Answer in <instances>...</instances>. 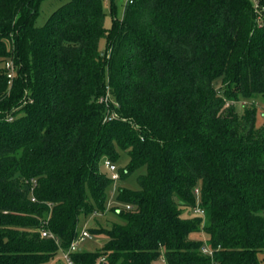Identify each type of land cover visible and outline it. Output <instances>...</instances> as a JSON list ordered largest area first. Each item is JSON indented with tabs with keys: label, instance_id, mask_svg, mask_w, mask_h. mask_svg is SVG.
<instances>
[{
	"label": "trees",
	"instance_id": "16d2710c",
	"mask_svg": "<svg viewBox=\"0 0 264 264\" xmlns=\"http://www.w3.org/2000/svg\"><path fill=\"white\" fill-rule=\"evenodd\" d=\"M42 1L0 0V264L68 249L123 155L75 264H263L264 0Z\"/></svg>",
	"mask_w": 264,
	"mask_h": 264
},
{
	"label": "rangeland",
	"instance_id": "374dc122",
	"mask_svg": "<svg viewBox=\"0 0 264 264\" xmlns=\"http://www.w3.org/2000/svg\"><path fill=\"white\" fill-rule=\"evenodd\" d=\"M70 0H43L41 2L40 8H39V14L36 18V26L42 27L45 25L51 14L56 11L59 7L62 5L68 3ZM119 4V11L118 16L122 17L124 12V2L125 0H117ZM256 2V0H253ZM108 0H106V12H107V18H106V26L110 27L112 23V16L110 15L109 11V5ZM105 47V41L102 40L100 43V48L104 49ZM244 103L240 102L236 104V110L239 114L243 113L244 110ZM257 107V127L264 126V99L259 98L256 104ZM128 163V158H126L123 155V158L121 162H119L116 166L117 168H123ZM102 170H104L107 174L111 176L109 171L105 168L104 164L102 165ZM142 173V170H139L135 172L133 175H131L127 181L120 183V179L115 180L113 184L111 185L110 191L108 193V210L106 212H97L95 214L87 215L85 228L88 230H91L93 228L97 229H111L114 227V225L119 222L122 223L120 217L117 216V214L114 212V208L117 207L118 203L116 201V193L118 191V188L120 186H124L133 190H137L138 187V177ZM119 176V173H118ZM185 217H194L192 213L189 210L185 211ZM192 215V216H191ZM84 225V224H83ZM106 240L103 236H92V239H88L85 242L81 244V249L88 251V252H95L99 251L105 246ZM263 264H264V256L262 258ZM63 263V253L62 251H59L57 256L53 258L50 262L45 264H62Z\"/></svg>",
	"mask_w": 264,
	"mask_h": 264
},
{
	"label": "built area",
	"instance_id": "2783aa9c",
	"mask_svg": "<svg viewBox=\"0 0 264 264\" xmlns=\"http://www.w3.org/2000/svg\"><path fill=\"white\" fill-rule=\"evenodd\" d=\"M128 2L132 3V0H128ZM7 68L9 69V78L12 80L14 77V65L12 62H9L6 64ZM105 168L109 171L111 174V177L115 180L118 179V168L115 164L111 163L109 160L104 161ZM196 194H199V190H196ZM195 213L198 214H204V211L201 210L199 207L195 209ZM43 237H48L47 232L42 233ZM88 239H92V234L86 229L82 230L79 235L73 240L70 247L66 250L61 249L63 253V263L62 264H75L72 255L75 254L81 247V244L85 242Z\"/></svg>",
	"mask_w": 264,
	"mask_h": 264
},
{
	"label": "crops",
	"instance_id": "0c3cea01",
	"mask_svg": "<svg viewBox=\"0 0 264 264\" xmlns=\"http://www.w3.org/2000/svg\"><path fill=\"white\" fill-rule=\"evenodd\" d=\"M85 223H86V220L82 219L81 224H80V228H81V230H86V228H85ZM83 224H84V225H83Z\"/></svg>",
	"mask_w": 264,
	"mask_h": 264
}]
</instances>
